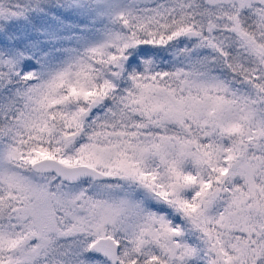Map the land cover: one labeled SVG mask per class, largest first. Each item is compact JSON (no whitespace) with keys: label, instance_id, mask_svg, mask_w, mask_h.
<instances>
[{"label":"snow or ice","instance_id":"1","mask_svg":"<svg viewBox=\"0 0 264 264\" xmlns=\"http://www.w3.org/2000/svg\"><path fill=\"white\" fill-rule=\"evenodd\" d=\"M0 264H264V0H0Z\"/></svg>","mask_w":264,"mask_h":264}]
</instances>
